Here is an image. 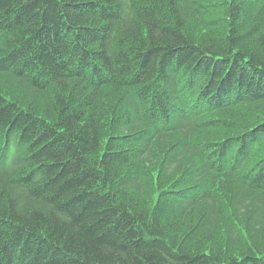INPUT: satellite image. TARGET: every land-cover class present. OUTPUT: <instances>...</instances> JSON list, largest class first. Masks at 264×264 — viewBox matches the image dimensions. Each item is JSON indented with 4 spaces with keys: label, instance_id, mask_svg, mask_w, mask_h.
Returning <instances> with one entry per match:
<instances>
[{
    "label": "trees",
    "instance_id": "1",
    "mask_svg": "<svg viewBox=\"0 0 264 264\" xmlns=\"http://www.w3.org/2000/svg\"><path fill=\"white\" fill-rule=\"evenodd\" d=\"M0 264H264V0H0Z\"/></svg>",
    "mask_w": 264,
    "mask_h": 264
}]
</instances>
